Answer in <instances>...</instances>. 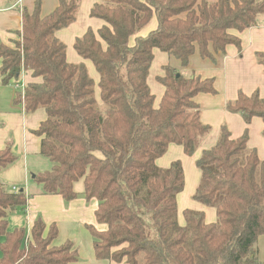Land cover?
<instances>
[{
	"label": "trees",
	"instance_id": "16d2710c",
	"mask_svg": "<svg viewBox=\"0 0 264 264\" xmlns=\"http://www.w3.org/2000/svg\"><path fill=\"white\" fill-rule=\"evenodd\" d=\"M79 0H58L57 8L40 16L22 11L20 40L13 47L0 44L3 84L22 72L39 83L16 91L14 102L30 113L38 108L46 118L35 134L41 138L40 155L52 164L34 175L46 195L66 201L83 184L87 200L95 199L96 222L89 227L98 260L123 264H261L257 239L264 235V162L246 146L243 134L231 139L220 130L213 147L196 160L200 184L193 199L214 208L216 221L206 223L203 212L185 210L184 225L176 220V196L184 187L181 164L161 169L155 164L170 144L191 156L209 128L200 121L193 101L200 93H213L210 79L164 69L159 82L164 94L158 107L147 85L153 51L159 50L186 66L198 52L211 58L227 45L240 47L233 32L259 26L264 0H100L90 17L104 24L88 29L73 44L98 74L95 84L84 65L69 64L65 46L54 34L76 19ZM155 16L157 26L146 36L137 34ZM134 38L130 44V38ZM212 51V52H211ZM264 69V52L256 53ZM226 109L245 123L263 122L264 99L257 93L238 94ZM15 160L9 147L0 150V169ZM27 207L23 191H7L0 182V264H69L77 260L71 242L51 246L57 235L36 219L29 237L24 229L8 232L11 208Z\"/></svg>",
	"mask_w": 264,
	"mask_h": 264
},
{
	"label": "crops",
	"instance_id": "0c3cea01",
	"mask_svg": "<svg viewBox=\"0 0 264 264\" xmlns=\"http://www.w3.org/2000/svg\"><path fill=\"white\" fill-rule=\"evenodd\" d=\"M213 3L217 0H207ZM37 0H0V44L13 47V43L20 40L22 11L31 14ZM40 16L45 17L58 6V0H39ZM100 0H79L76 19L66 28L55 32V38L65 46V58L69 64L85 66L86 70L94 69L93 64L82 59L74 50L73 44L90 29L93 32L104 24L97 18L90 17V9ZM157 21L155 16L140 30L137 36L144 37L155 30ZM239 38L240 47L227 45L224 52H212L211 58H201L196 51L192 54L184 67L180 61L159 50L153 51V59L148 70L147 85L154 97V107H158L164 94V86L159 82L165 74V68H172L182 75H193L201 80L210 79L213 83V93L197 94L193 101L198 105L200 121L209 128V133L199 145L197 151L187 156L181 146L170 144L165 153L156 159L158 168L167 169L178 161L181 164L184 176V188L179 193L178 203L183 212L191 210L204 213L206 223L216 221L215 210L190 199L200 176L196 168V160L204 150L213 147L218 139L220 130L225 128L231 139L246 135V146L254 150L258 159L264 162V140L262 138L263 122L259 117H253L245 123L237 113L226 109L228 102L235 101L239 93L251 95L257 93L264 99V69L256 61V53L264 52V20L259 26L245 29L242 32H233ZM130 38L133 44L134 38ZM1 67V62H0ZM96 72V71H95ZM88 73V71H87ZM97 73V72H96ZM89 75V74H88ZM89 77L95 84V93L99 100L97 83L99 78ZM19 79L21 82L19 83ZM0 75V150L9 147L15 160L5 168L0 169V182L7 191H23L26 196L27 207L24 211L16 208L10 210L7 217L8 232L24 229L27 237L36 219L45 224L44 236L47 235L50 225H55L57 235L51 246H60L65 242L72 243V249L77 252V260L69 264H123L112 260H98L95 257L93 242L89 227L96 231L106 229L96 222L95 211L97 201L87 200L83 195V184L79 187L74 184L73 189L77 196L66 201L60 195H46L42 186L34 181V175L49 171L52 164L40 155L41 138L35 134L41 122L46 118L44 109L38 108L30 113L23 110L22 104L14 102L16 91H20L28 83H39L40 78H32L29 73L22 72L16 84L13 81L3 84ZM177 196V197H178ZM178 206V207H180ZM0 238V243L3 241ZM258 260L264 262V235L257 239ZM1 256V252H0Z\"/></svg>",
	"mask_w": 264,
	"mask_h": 264
},
{
	"label": "rangeland",
	"instance_id": "374dc122",
	"mask_svg": "<svg viewBox=\"0 0 264 264\" xmlns=\"http://www.w3.org/2000/svg\"><path fill=\"white\" fill-rule=\"evenodd\" d=\"M77 12H78V10H77ZM77 15V14H76ZM88 71V74L91 76V77H94V78H96V77H98V74L94 71V69H89V70H87ZM21 82V79H19V83ZM13 84V83H12ZM95 89H96V87H95ZM155 104V103H154ZM154 104H153V106H154ZM203 140H201L200 141V143H199V145L201 144V142H202ZM199 145L197 146V149H198V147H199ZM197 149H196V151H197ZM195 151V152H196ZM194 152V153H195ZM193 153V154H194ZM192 154V155H193ZM188 156V155H187ZM195 166V169L197 168V166L196 165H194ZM198 169V168H197ZM76 184V186L77 187H79V186H81L82 185V182L81 181H78V182H76L75 183ZM199 184H200V176H199V179H198V182H197V185H196V188H195V191H196V189L198 188V186H199ZM184 188V187H183ZM182 192V191H181ZM180 192V193H181ZM195 193V192H194ZM179 194H177V196H178ZM194 195V194H193ZM193 195H192V198L190 199V201L191 202H195V203H199V204H201V205H203V206H206V205H204V204H202V203H200V202H198V201H196V200H194L193 199ZM176 196V220H177V223H178V225L181 223V221H182V212H181V210H180V208H182L180 205H179V203H178V198H179V196H181V195H179L178 197ZM178 206H180V207H178ZM206 207H209V206H206ZM210 208H212V207H210ZM212 209H214V208H212ZM180 226V225H179ZM261 264H264V262L262 261V262H260Z\"/></svg>",
	"mask_w": 264,
	"mask_h": 264
},
{
	"label": "built area",
	"instance_id": "2783aa9c",
	"mask_svg": "<svg viewBox=\"0 0 264 264\" xmlns=\"http://www.w3.org/2000/svg\"><path fill=\"white\" fill-rule=\"evenodd\" d=\"M18 78H19V77H18ZM17 80H18V79H17ZM17 80H14V81H13V84H16V81H17ZM18 86H19V84H16V87H18ZM23 89H24V87L21 88V90H23ZM21 90H20V91H21Z\"/></svg>",
	"mask_w": 264,
	"mask_h": 264
},
{
	"label": "water",
	"instance_id": "95a60500",
	"mask_svg": "<svg viewBox=\"0 0 264 264\" xmlns=\"http://www.w3.org/2000/svg\"><path fill=\"white\" fill-rule=\"evenodd\" d=\"M11 210H13V208H11Z\"/></svg>",
	"mask_w": 264,
	"mask_h": 264
}]
</instances>
